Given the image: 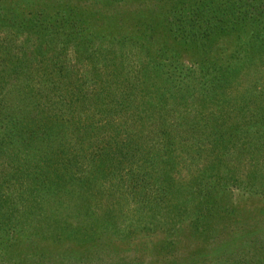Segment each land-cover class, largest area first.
<instances>
[{"label":"trees","instance_id":"16d2710c","mask_svg":"<svg viewBox=\"0 0 264 264\" xmlns=\"http://www.w3.org/2000/svg\"><path fill=\"white\" fill-rule=\"evenodd\" d=\"M4 1L6 4H0V27L7 28L0 32V259L19 245L18 235L26 234L30 240L26 224L28 229L41 226L31 218L24 221L26 213L32 217L39 211L42 215L44 206L46 211L62 205L81 209L84 205L77 200L83 194L87 199L90 190L77 192V184L92 187L98 181L99 186H109L104 199L109 205L114 202L107 209L115 218L113 224L120 225L118 203L124 206L139 201L142 212H150L143 217L154 219L171 235L181 238L195 229V235L207 243L196 250L199 261L203 255L207 264L222 263L220 258L217 262L220 247L234 255L230 245L239 236L247 254L241 257L243 262L237 259L229 264H255V252L264 264V223L233 227L235 222H231L239 212L233 187L245 184L248 178L234 170V158H229L238 151L230 138L232 130L245 135L249 129L246 136L251 143L264 142V46L238 47L230 54L225 50L222 57L221 48L216 47L217 52L200 45L195 50L207 57L201 69L198 61L197 70L191 67L189 74H178L182 69L174 64L172 49L142 43L162 39L153 24L155 20L168 23L171 10L167 15L153 10L142 13L138 8L132 10L127 0H90L112 11L105 15L101 8H92L84 10L83 17L87 12L97 21L106 17L112 25L116 21L123 25L130 18L136 23L128 25L115 49L102 45L96 50L84 49L73 43L63 59L68 47L62 43L74 34L59 39L46 34L42 16L50 9L48 4L43 2L39 15L29 20L23 9L31 0ZM218 2L194 0L192 4L200 8L185 14L192 20L181 19L186 26L166 28L167 32L178 38L191 29L188 38L196 39L205 22L227 23L231 7L221 9ZM69 14L80 15L72 6ZM169 23L177 24L176 20ZM88 32L86 28V36ZM209 33L202 41H212ZM118 48L125 58L136 60L99 58L79 68L72 64L73 50L105 58L109 50L115 58ZM210 52H217L218 59H210ZM166 56L173 59L165 60ZM144 57L153 60L144 61ZM163 75L166 80H161ZM253 149L249 153L257 166V155L262 160L264 151ZM262 163L257 171H249H253L254 186L264 188V159ZM195 167L198 171L190 181L179 174L181 168ZM169 195L173 207L163 204ZM259 215L264 216V208ZM222 220L228 224L222 226ZM221 233H226L225 240ZM252 248H256L254 253ZM204 249L210 250L206 253ZM173 255V262H178L175 248ZM46 261L45 254L37 257V263Z\"/></svg>","mask_w":264,"mask_h":264},{"label":"rangeland","instance_id":"374dc122","mask_svg":"<svg viewBox=\"0 0 264 264\" xmlns=\"http://www.w3.org/2000/svg\"><path fill=\"white\" fill-rule=\"evenodd\" d=\"M127 1H130L132 10L138 8L142 13L146 11L151 12L153 10L152 13L163 12V15H167L171 13L170 10L172 11L168 23H159L155 20V24L157 23L158 25L153 24L155 26L154 28H156L157 31L159 30L157 35L162 36V39H159V41L153 40L151 42L142 43L148 46L151 45L154 47H167L172 49L170 52L174 53V55H172L174 59L166 56L165 60H175L174 64H178L182 69L177 71L178 74H189L188 70L191 67L197 70L196 68L199 66L198 61L200 62L199 69H201L203 64L202 60L207 57H203V55L195 50L196 47H200V45L212 47L217 52L218 48L216 47H219V50L221 48V50H224V52L221 53L222 57H224L225 50L226 53L230 54L231 51H235L238 47H250L257 43L264 46V38L260 40L257 38L260 34H264V0H219L217 5L221 9L231 7V12H229L228 15L226 14V18L224 17L227 23L217 22L216 19H212L211 24L210 22H205V24L202 25L203 27L200 30L199 37L196 39L188 38L189 35H191V29L184 34L185 37L180 35L178 38H174L173 34L168 33L166 30V28L170 27L182 29L183 26L187 25L184 24L185 20H183V22L180 20L187 18V14L189 15L190 13L191 15L196 9L200 8L196 4H192L194 0ZM201 1L205 2L206 0ZM209 1L211 2L212 0ZM213 1L215 2V0ZM2 2L6 4L4 0H0V4H2ZM43 2L50 7L48 11L45 9V15L42 16V23L46 28L44 29L46 34H50L56 39L57 36L59 39L65 36L68 37L70 34L75 35V39L73 35L70 41L62 43L68 47L65 56L62 57L63 59H66L67 53L71 50L70 48L73 49V43L77 44V47H82L84 49L91 48L92 50H96L99 45L115 49V45L119 44V37L122 36L124 30L126 31L128 29V25L136 23L130 18L127 23L123 25L120 21H116L112 25L110 22H107L106 17H102L97 21L96 16L87 12L86 16L83 17V15H81L83 11L92 8L99 10L101 8L105 15H109V11H112L109 8L107 10L105 6L94 5V2L90 0H31V3L26 5L24 7L25 9H23V12L28 16L27 19L30 20L33 19V15H39L38 12L40 9L38 7H41ZM122 2L127 3L126 1ZM127 5L129 4L127 3ZM69 6L75 7L77 13H80V15L78 17L71 16L69 14ZM118 9L119 8H117V10ZM150 12H148L147 16ZM181 12H184V14H181ZM173 14H176L177 17ZM241 15H245L246 18H239ZM254 16H256V18L258 17L259 21H256ZM81 19H83L84 22L80 21ZM188 19L190 18H187V20ZM175 20L177 23L176 25L174 23ZM169 22H173L174 25ZM142 23L143 21L141 24ZM189 23L188 21V24ZM206 25L208 27H206ZM189 26H187L188 29L190 28ZM219 26L221 31L219 30ZM142 27H145V24L142 25ZM86 28L89 31L87 36L85 34ZM6 29V27H0V32L6 31ZM214 30L217 32L215 33ZM207 31L210 32L207 36L214 37L210 42L202 41L203 38L201 39ZM164 32L165 34H163ZM204 36H206V34ZM132 42L133 41H130L129 44ZM106 52L109 56L105 58L102 55L96 57L88 56L81 52L76 53L73 50L74 55H72V64L79 68V65L82 66L89 60L100 61L99 58L115 61H125L128 59L136 60L134 58H125L123 49L120 48L116 50V54L117 52L118 54L115 58L111 57L113 54L110 55L109 50ZM217 52H210L212 55L210 59L214 58L217 60ZM94 54H98V52ZM153 56L154 55H152V57ZM67 58H69V56ZM141 59L144 61L153 60V58L149 59L146 57ZM245 59H247V57H245ZM247 76L248 75H246V77ZM166 79L167 78L163 75L161 80ZM248 83L249 77L245 84ZM247 130L249 133V129H246L245 135H243L242 132H236L234 130L230 133V138H232L234 145H237L238 151H236L234 157L231 154L229 158H231V161L234 158V161H232L234 170H237V173L248 178L245 184L237 182V187H233L232 190L239 211L231 220L232 223L235 222L233 227L237 224L246 223H250L251 226L257 227L261 223H264V216L259 215V210L264 208V188H261L260 185H255V187L253 181H251V173L257 171L258 168L263 165L262 162L264 159V154L262 160L257 155L259 162L257 166H254L251 154L254 152V147L264 151V142L251 143L246 136ZM239 131H241V129ZM240 146L244 147L240 149ZM249 149L253 150H251V154L249 153ZM262 168L264 169V167ZM181 169L179 174H184L183 176H185V178L188 177L189 181L192 179L194 172L198 171L197 167L191 168V172L189 168ZM249 170L253 171L251 172ZM81 183L77 184L75 191L81 192L84 188L90 190L89 192L87 191V199L83 194L82 198L80 197L77 200L83 203V208H67L62 205L58 208H52L54 210L50 209L46 211L45 209L48 207L44 206L42 215L39 211H37L38 215H32V217H30L29 213H26L25 217H22L24 221L28 222V219L31 218L34 219V224L40 221L39 224H41V226L37 229H28V225L26 224L25 232L31 235L30 240L26 234L25 237L18 235L19 238H16V242L19 245L13 246L14 249L10 252L7 250L8 253L6 252L3 259H0V263L40 264V262L37 263V257L45 254L47 261L46 263L41 262L42 264H207V258L203 259V255L200 256V261L198 257H195L196 250H202L207 246V243L195 235V229H192L186 236L182 235L181 238L171 235L169 229H167V231L162 230L160 225H158L159 223L154 219L144 218L143 216L150 212L147 211L143 213L142 211L145 210H141L142 206H139V204L142 203L133 200L128 201V203L124 205L125 208L122 204L118 203L121 205L119 206L121 220L120 225L117 226L112 223L115 218H112V216L108 214L111 213V211L107 210L108 207H113L114 202L109 205L104 199L106 193L109 192L106 191L109 190V186L105 184L99 186L98 181L93 182L92 187L82 185ZM196 193H200V190L197 189ZM169 196L164 199L163 204L165 202L168 206L169 203L170 206L173 207L174 199L172 195ZM190 198L191 197H189V199ZM198 198L196 200L199 201ZM231 207L233 206H230V208ZM106 212L107 215L105 214ZM221 223L222 226H225V224H228V220H222ZM237 227L239 232L242 226L239 225ZM221 237L222 240H225L226 233H221L220 238ZM239 239L238 236L235 243L230 245V249L234 250L235 256L226 254L227 251L224 252L223 247H220L222 252L217 254V262L219 260L218 258H220V262L222 261L220 264L234 263L237 259L243 262L241 257H245L248 249L247 246L243 245V241ZM100 244L103 245L100 247ZM174 248L175 253H177V255H179L178 258H180L178 262H173L176 260L173 255ZM211 248L212 247H210V249ZM256 248H252V253L255 252ZM210 249H204L203 251L207 253ZM235 253L240 258H238ZM254 254H256L254 257L255 264H260L259 253L255 252ZM226 257H228V260H226ZM213 261H215L214 257Z\"/></svg>","mask_w":264,"mask_h":264}]
</instances>
